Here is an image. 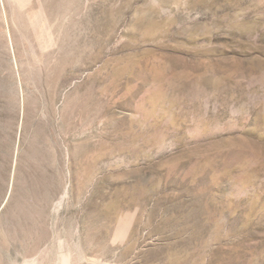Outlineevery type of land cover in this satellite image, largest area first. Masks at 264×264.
<instances>
[{
  "label": "rangeland",
  "instance_id": "374dc122",
  "mask_svg": "<svg viewBox=\"0 0 264 264\" xmlns=\"http://www.w3.org/2000/svg\"><path fill=\"white\" fill-rule=\"evenodd\" d=\"M0 264H264V0H0Z\"/></svg>",
  "mask_w": 264,
  "mask_h": 264
},
{
  "label": "bare ground",
  "instance_id": "6f19581e",
  "mask_svg": "<svg viewBox=\"0 0 264 264\" xmlns=\"http://www.w3.org/2000/svg\"><path fill=\"white\" fill-rule=\"evenodd\" d=\"M1 2H3V0H1ZM3 4V3H2ZM3 7H4V4H3ZM6 12V11H5ZM11 37V35H9Z\"/></svg>",
  "mask_w": 264,
  "mask_h": 264
}]
</instances>
